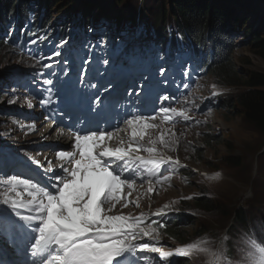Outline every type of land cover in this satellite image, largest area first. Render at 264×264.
I'll use <instances>...</instances> for the list:
<instances>
[{
  "label": "snow or ice",
  "instance_id": "1",
  "mask_svg": "<svg viewBox=\"0 0 264 264\" xmlns=\"http://www.w3.org/2000/svg\"><path fill=\"white\" fill-rule=\"evenodd\" d=\"M108 63L105 59L104 64ZM164 72L161 68V75ZM42 83L52 86L54 81L49 78ZM45 90L51 93V87ZM161 99L175 97L164 95ZM51 101L49 94L39 102L47 106ZM97 103L102 105L99 100ZM190 103L195 105V101ZM27 107L33 108L31 100ZM174 118L191 119L187 109L169 106H161L158 115L132 112L123 120L125 127L117 125L113 131L86 118L64 126L70 150L56 151L55 160L45 157L47 166L30 157L42 169L45 183L24 178L23 174L0 175V205L6 206L0 211V231L14 237L13 243L23 253L21 264H155V260L172 264L169 258L188 257L194 251L208 256V264H230L222 249L213 251L201 243L178 247L175 252L163 250L153 242L160 241L159 229L165 227L164 223L149 221L143 211H123L130 205L141 207L140 197H132L145 181L147 192L152 193L154 184L170 180L165 172L183 167L178 159L167 155L175 151L178 143L175 133L155 123L159 119L161 123L174 124ZM29 128L34 130L35 124ZM58 132L63 135L64 128ZM122 133L128 134L127 139ZM164 214V209L153 213ZM149 254L159 255L153 259ZM243 264H264V244L248 241Z\"/></svg>",
  "mask_w": 264,
  "mask_h": 264
},
{
  "label": "rangeland",
  "instance_id": "2",
  "mask_svg": "<svg viewBox=\"0 0 264 264\" xmlns=\"http://www.w3.org/2000/svg\"><path fill=\"white\" fill-rule=\"evenodd\" d=\"M210 1L219 6V0ZM128 4L136 5V0H129ZM255 5L256 12H253L236 3H227V7H232L235 13L241 17L249 16L250 19L262 11L264 2H256ZM148 6L153 14L160 12L157 7ZM254 20L257 24H262L258 17ZM237 49L234 59L232 57L233 63L237 60L241 63L240 60L246 58L249 63L241 65L242 70L264 74V62L254 57L249 47L242 44ZM0 56L9 59L5 64L16 62L23 67L26 64L35 65L29 55L15 57V55L7 56L4 53ZM18 69L20 72L16 75L21 80L20 85L29 86L31 82L34 87L35 81L31 76L34 67L31 69L18 67ZM20 85L12 84L11 96H17L15 100H10L14 101L13 103L9 102L8 97L3 96L5 89L1 93L3 101L0 103V112L4 115L0 114V134L3 132L2 135L5 137L2 142L4 145L0 147L1 152L12 149L10 146L14 144L21 151H31L33 147H39L38 140L46 142L45 147L49 144L39 133L44 131L45 125H42L41 119L38 118L35 107L33 116L31 115L32 110L27 107V102L31 100L34 103V99L28 92L19 94ZM7 90L10 91V89ZM213 92L218 95L225 93L223 90L209 87L206 82L202 86H197L192 93L185 95L184 103L179 107V109H187L191 119L184 121L180 118L176 125L163 127V129L171 128V131L175 133L178 143L175 145V151L169 152L188 169L190 175H170V180L154 187L152 193H148V187H145L133 194V197H140L141 207L133 206L131 212L134 214H139L140 211L154 213L158 209L165 210V205L168 206L166 209H173L178 201L183 206V204L193 202L194 198H207L215 202L217 211L213 215H207L204 211L192 210V224L185 229L187 237H195V232L203 228L205 233L199 240L201 246H208L213 251L222 249L230 264H243L246 244L237 239L238 227L232 225V216H234L232 213L242 211L247 220L248 218L264 219V137L253 126L245 122L240 114L231 115L229 110L217 106L219 100L215 107L210 106ZM191 101H195V105L199 107L190 103ZM8 102L10 105L7 104ZM206 109L209 110L206 111ZM33 123L35 124L34 130L29 128V125ZM208 123L211 126L209 131H207ZM206 136L216 138L209 148H205ZM229 157L239 159V166H229L225 160ZM10 173L8 171L5 175H10ZM209 177L216 178L209 179ZM185 209H188L187 206ZM219 210H221L220 213ZM247 225L253 227L252 220ZM227 230L229 235H226ZM177 244L179 243L161 238L157 245H169L170 249L175 250L179 247ZM165 246L162 247L163 250H167ZM158 255L149 254L153 259ZM208 260L203 264H208ZM192 262H195L194 257H192ZM155 264L161 263L155 260Z\"/></svg>",
  "mask_w": 264,
  "mask_h": 264
},
{
  "label": "trees",
  "instance_id": "3",
  "mask_svg": "<svg viewBox=\"0 0 264 264\" xmlns=\"http://www.w3.org/2000/svg\"><path fill=\"white\" fill-rule=\"evenodd\" d=\"M35 0H0V55L6 53L7 56L15 55L21 57L27 55L25 43L31 37H39L43 25L37 19L30 21L27 7ZM42 1L47 8L58 7L60 9L68 8L72 4H78L85 16L89 13L93 15L100 8L103 11H115L116 18H119L122 12L127 16L135 17L141 10V14L146 19H152L153 25L160 26L164 21L172 18L181 32V37H191L196 39L208 29L210 32V42L215 52L213 65L207 66L206 70L211 75L214 82L220 83L224 87H232L236 92L232 96H227L220 101V106L229 110L231 115L242 116L248 124L264 136V74L254 71H244L230 58L233 49L232 35L248 34L250 40L245 43L251 53L264 62V11L260 15V28L253 32H248L243 20L239 14L235 13L232 7H227V3H236L247 10L256 11V2L264 0H219V6L210 4V0H136L135 5H127L129 0H38ZM156 3L160 12L153 14L148 5ZM103 5H106L103 7ZM132 6V8H130ZM264 9V7H262ZM22 30V32H21ZM61 30H54L53 35L62 37L59 34ZM36 35V36H34ZM1 57V56H0ZM25 57V56H24ZM9 59L4 56L0 59V79L6 78L12 69L32 68L31 64L24 67L19 63H9ZM242 63H249L248 60H242ZM240 65V64H239ZM236 68V69H234ZM1 101V94H0ZM216 140L215 137L206 136L205 148H209L211 143ZM200 154V153H199ZM230 166H239V159L229 157L225 159ZM198 161V160H195ZM192 203V204H191ZM184 209L197 212H205L207 215L215 213L217 205L207 198H194L193 202L183 204ZM221 210H219V213ZM235 223L241 227H246L249 221L245 218L242 211H234ZM241 218V219H240ZM191 220V219H190ZM180 221H172L165 224L162 229L164 233L169 234L174 241L181 243L190 240L187 237L185 229L189 224L182 225ZM205 231L201 228L195 232L196 236Z\"/></svg>",
  "mask_w": 264,
  "mask_h": 264
},
{
  "label": "bare ground",
  "instance_id": "4",
  "mask_svg": "<svg viewBox=\"0 0 264 264\" xmlns=\"http://www.w3.org/2000/svg\"><path fill=\"white\" fill-rule=\"evenodd\" d=\"M153 7H158V5L155 3V5H152ZM110 69V68H109ZM117 81L118 82H121V80L120 79H117ZM78 100V102H80V98H78L77 99ZM39 133H41L42 134V136H44V139L43 140H45V141H47V142H50V143H52V144H54L57 140H58V143H55V147H57V149H59V150H62L63 149V147L65 146V145H67V143H68V141H70L69 139H67V140H65V138H58L57 137V133L56 132H51V131H46L45 130V128H44V131H41V132H39ZM37 144H38V146L40 147V148H43L44 147V144H45V142L44 141H42V140H38L37 141ZM165 174V173H164ZM201 174H203V173H201ZM2 205H0V207H1ZM163 246V245H162ZM178 246V245H177ZM172 247H173V244H172ZM162 248V247H161Z\"/></svg>",
  "mask_w": 264,
  "mask_h": 264
}]
</instances>
